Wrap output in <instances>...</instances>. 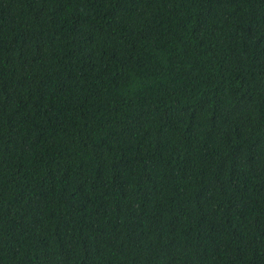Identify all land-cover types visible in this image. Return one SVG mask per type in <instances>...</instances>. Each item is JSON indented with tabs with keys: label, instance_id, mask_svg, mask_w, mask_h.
<instances>
[{
	"label": "trees",
	"instance_id": "obj_1",
	"mask_svg": "<svg viewBox=\"0 0 264 264\" xmlns=\"http://www.w3.org/2000/svg\"><path fill=\"white\" fill-rule=\"evenodd\" d=\"M0 264H264V0H0Z\"/></svg>",
	"mask_w": 264,
	"mask_h": 264
}]
</instances>
